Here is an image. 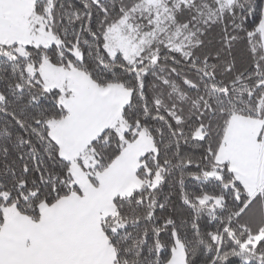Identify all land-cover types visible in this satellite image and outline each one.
<instances>
[{"label":"snow or ice","instance_id":"snow-or-ice-1","mask_svg":"<svg viewBox=\"0 0 264 264\" xmlns=\"http://www.w3.org/2000/svg\"><path fill=\"white\" fill-rule=\"evenodd\" d=\"M0 264H264V0H0Z\"/></svg>","mask_w":264,"mask_h":264}]
</instances>
